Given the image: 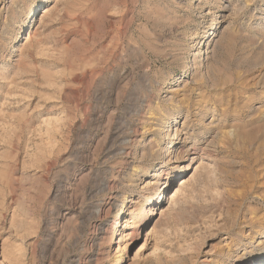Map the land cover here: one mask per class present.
I'll return each instance as SVG.
<instances>
[{"label": "rangeland", "instance_id": "rangeland-1", "mask_svg": "<svg viewBox=\"0 0 264 264\" xmlns=\"http://www.w3.org/2000/svg\"><path fill=\"white\" fill-rule=\"evenodd\" d=\"M260 224L264 0H0V264H254Z\"/></svg>", "mask_w": 264, "mask_h": 264}, {"label": "bare ground", "instance_id": "bare-ground-1", "mask_svg": "<svg viewBox=\"0 0 264 264\" xmlns=\"http://www.w3.org/2000/svg\"><path fill=\"white\" fill-rule=\"evenodd\" d=\"M49 11H47L46 13H48ZM212 51H210L209 53H211ZM175 119H174V123H176V125H178V123L179 122H177V117H174ZM165 124H167V123H165ZM171 127V126H170ZM175 127H177V126H175ZM149 131V130H148ZM179 136V130L178 129H175V134H174V137L176 138V137H178ZM174 138V139H175ZM171 144H175V141L174 142H172ZM171 148H174V146L172 145H170V147H169V149H171ZM194 150H196V149H194L193 147H189L186 151H184V152H182V150L179 152H177V153H179V154H177V155H180V154H182L183 156H185V155H188L190 152H192V151H194ZM167 186H168V184H167ZM166 186V187H167ZM119 224V220L116 222V225H118ZM134 225H131V226H134V229H133V232L132 233H130V234H128V235H125V237L126 236H130V237H132V236H135V235H137V236H139V232H137V228H139V226L140 225H138V222H135V223H133ZM133 228V227H132ZM258 232L261 234L262 233V230H264V225H259L258 226ZM257 232V231H256ZM256 232H254V233H256ZM262 234H264V233H262ZM113 240V239H112ZM216 263L217 264H225L224 262H223V260L222 259H220L219 261L218 260H216ZM254 264H264V247L261 249V252H260V254L257 256V258H256V260H255V262H254Z\"/></svg>", "mask_w": 264, "mask_h": 264}]
</instances>
